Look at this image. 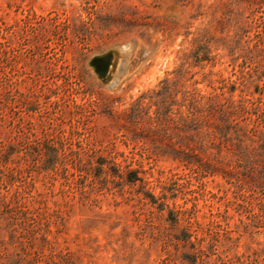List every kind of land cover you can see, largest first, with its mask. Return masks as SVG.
I'll return each mask as SVG.
<instances>
[{"label": "rangeland", "instance_id": "obj_1", "mask_svg": "<svg viewBox=\"0 0 264 264\" xmlns=\"http://www.w3.org/2000/svg\"><path fill=\"white\" fill-rule=\"evenodd\" d=\"M231 13L249 29L241 46L261 40L264 0H0V228L22 210L76 264H174L172 243L150 248L148 235L188 228L198 263L264 264V186L177 153L184 91L212 92L255 66L221 39L236 29L216 19ZM110 50L102 78L89 61ZM166 79L170 123L149 96Z\"/></svg>", "mask_w": 264, "mask_h": 264}, {"label": "trees", "instance_id": "obj_2", "mask_svg": "<svg viewBox=\"0 0 264 264\" xmlns=\"http://www.w3.org/2000/svg\"><path fill=\"white\" fill-rule=\"evenodd\" d=\"M216 21L219 24L226 21L236 29L229 39L228 36L221 38L235 56L234 60L239 57L244 61L251 60L255 66L247 71L242 70L237 80H220L222 84L212 92L184 91L183 99L190 102L191 109L179 117V128L184 132L186 142L177 153L188 167L194 166L212 173L221 171L226 176H236L243 185L264 186V91L260 83L264 78V21L263 30L259 33L261 40L254 42L248 39L243 46V34L249 32V29L242 18L231 13ZM208 35L207 30L199 34L197 41L200 49L207 47ZM260 42H263V46ZM204 59L209 58H199L200 61ZM163 83L160 90L153 91L149 96L152 100L159 97L154 102L157 105L156 120L170 123L175 83L170 79ZM227 86L229 95L225 91ZM238 88L241 94L236 98L234 92ZM138 105L139 108L142 103ZM135 111L137 109H134V114ZM225 151L227 154L223 157ZM139 179L135 176L130 181ZM150 195L155 199L154 195ZM9 213L8 223L3 229L0 228V264H76L77 257L73 252L64 251L52 244L49 235L53 230L49 223L35 218L30 222L22 210L10 208ZM1 231L6 232V237L1 235ZM62 231L63 225L57 229L58 233ZM129 233L124 228L123 238ZM192 236L189 229L185 228L181 234L172 230L166 239L163 229H153L148 235L149 247L154 248L163 243L165 250L166 243L170 241L175 249L170 254L174 264L180 259L181 264H207L204 260L198 263V254L204 250L198 246L200 240L196 241ZM161 264H166L164 256L161 257Z\"/></svg>", "mask_w": 264, "mask_h": 264}, {"label": "water", "instance_id": "obj_3", "mask_svg": "<svg viewBox=\"0 0 264 264\" xmlns=\"http://www.w3.org/2000/svg\"><path fill=\"white\" fill-rule=\"evenodd\" d=\"M116 51L110 50L104 54L94 56L90 61V65L94 67L95 71L102 78H106L110 71Z\"/></svg>", "mask_w": 264, "mask_h": 264}]
</instances>
